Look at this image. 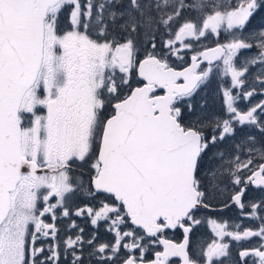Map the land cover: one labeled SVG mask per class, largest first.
Wrapping results in <instances>:
<instances>
[{"label": "snow or ice", "instance_id": "1", "mask_svg": "<svg viewBox=\"0 0 264 264\" xmlns=\"http://www.w3.org/2000/svg\"><path fill=\"white\" fill-rule=\"evenodd\" d=\"M0 264H264V0H0Z\"/></svg>", "mask_w": 264, "mask_h": 264}, {"label": "rangeland", "instance_id": "2", "mask_svg": "<svg viewBox=\"0 0 264 264\" xmlns=\"http://www.w3.org/2000/svg\"><path fill=\"white\" fill-rule=\"evenodd\" d=\"M202 46H214L213 41L212 40H203L202 42H195L194 43V47L198 50L200 49ZM192 55V52H189L186 56H185V61L187 62L188 60H190V57ZM219 85V87H218ZM223 87H227V82L222 80L221 78L217 77L215 82L212 84L211 88L207 89L205 92L201 93V95L203 96V98L205 99V97L208 98L207 101V107L209 109V114H215L214 111L217 108L216 107V102H219V110H224V100L222 99L223 96H221V89ZM205 95V96H204ZM222 102V103H220ZM217 114V113H216ZM205 230L206 231H210L211 232V227H209V229H207L205 227V225H201V229L198 233V235L196 236L195 240H201V241H205Z\"/></svg>", "mask_w": 264, "mask_h": 264}, {"label": "flooded vegetation", "instance_id": "3", "mask_svg": "<svg viewBox=\"0 0 264 264\" xmlns=\"http://www.w3.org/2000/svg\"><path fill=\"white\" fill-rule=\"evenodd\" d=\"M190 63H191V60H188L187 63L184 66H187ZM205 99L208 100L207 97H205ZM220 103H222V102H220ZM206 107H207V105H206ZM216 107L217 108L214 111L215 114L217 113V115H218V114L223 112V110H221V111L219 110V102H216ZM207 111L209 113L208 107H207ZM201 215L202 216H208L210 218L217 217L218 215H220V216H223L226 220L231 221V220H235L239 216V210L235 206H233L231 209H225L223 211V213L205 212V213H202ZM78 222L81 223V225L84 226L86 228V230H89L91 228V226L88 225L87 223H85L84 221H78ZM244 223L247 224L249 222L248 221H244ZM205 227L207 229H209V227H211V226L210 225H205ZM200 229H201V225L198 226V230L195 232V236L193 237L194 240H195L196 236L198 235ZM212 236H213L212 232H210L209 230L208 231L205 230V241L210 242Z\"/></svg>", "mask_w": 264, "mask_h": 264}]
</instances>
